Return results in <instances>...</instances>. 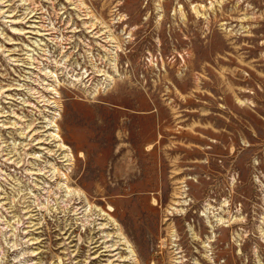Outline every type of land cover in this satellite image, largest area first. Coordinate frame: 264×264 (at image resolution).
I'll use <instances>...</instances> for the list:
<instances>
[{"label":"rangeland","instance_id":"rangeland-1","mask_svg":"<svg viewBox=\"0 0 264 264\" xmlns=\"http://www.w3.org/2000/svg\"><path fill=\"white\" fill-rule=\"evenodd\" d=\"M0 264H264V0H0Z\"/></svg>","mask_w":264,"mask_h":264}]
</instances>
